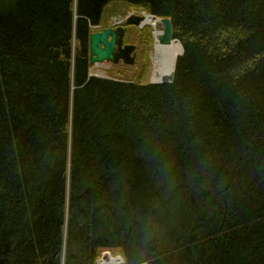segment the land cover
Wrapping results in <instances>:
<instances>
[{"label": "trees", "instance_id": "16d2710c", "mask_svg": "<svg viewBox=\"0 0 264 264\" xmlns=\"http://www.w3.org/2000/svg\"><path fill=\"white\" fill-rule=\"evenodd\" d=\"M111 3L170 21L171 84L88 77ZM115 250L264 264V0H0V264Z\"/></svg>", "mask_w": 264, "mask_h": 264}, {"label": "rangeland", "instance_id": "374dc122", "mask_svg": "<svg viewBox=\"0 0 264 264\" xmlns=\"http://www.w3.org/2000/svg\"><path fill=\"white\" fill-rule=\"evenodd\" d=\"M143 11L134 9L124 3H111L102 13L100 29L111 27L116 33V48L113 59L98 64H91L89 78L111 79L115 81H125L134 84H149L152 77V66L155 40L151 27H141L144 20ZM158 26V30H162ZM143 30H149L152 43L148 50L143 45L146 36L141 33ZM172 41H178L172 39ZM147 57V58H145ZM145 63L147 66H145ZM145 68V79L140 80ZM108 254L113 259L120 256L118 250L115 252H101L96 260L102 259L103 254Z\"/></svg>", "mask_w": 264, "mask_h": 264}, {"label": "bare ground", "instance_id": "6f19581e", "mask_svg": "<svg viewBox=\"0 0 264 264\" xmlns=\"http://www.w3.org/2000/svg\"><path fill=\"white\" fill-rule=\"evenodd\" d=\"M144 16L143 22L140 24L141 27H151L153 30V38L155 40L154 54L152 56V77L153 82L170 81L172 79L174 65L181 54V46L178 41L170 40L167 44L162 43L159 38L165 37L164 25L160 20L154 19L153 17L146 16L147 14L142 13ZM162 26V30H158V26ZM90 71V70H89ZM107 252V251H103ZM102 259L98 261V264H124V260L120 256H116L114 259L108 254H103Z\"/></svg>", "mask_w": 264, "mask_h": 264}, {"label": "water", "instance_id": "95a60500", "mask_svg": "<svg viewBox=\"0 0 264 264\" xmlns=\"http://www.w3.org/2000/svg\"><path fill=\"white\" fill-rule=\"evenodd\" d=\"M149 17H153L154 19L160 20L164 25V33L165 37L162 36L159 40L162 43L167 44L172 38L171 24L168 19H159L153 15H146ZM116 33L111 27H107L102 29L101 31H95L89 35V63L90 64H98L104 61H110L113 59V53L115 51V43H116ZM179 42V41H178ZM181 46V44H180ZM183 54V48L181 46V54ZM177 61V60H176ZM176 65V62H175ZM174 65V70H175ZM174 70L172 79L170 81L163 82H153L150 80V85H166L171 84L173 81Z\"/></svg>", "mask_w": 264, "mask_h": 264}]
</instances>
